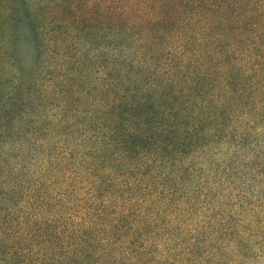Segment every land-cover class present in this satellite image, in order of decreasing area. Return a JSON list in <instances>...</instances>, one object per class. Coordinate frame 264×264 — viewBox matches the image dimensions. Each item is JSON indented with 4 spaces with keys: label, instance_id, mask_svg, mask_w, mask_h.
Returning <instances> with one entry per match:
<instances>
[{
    "label": "trees",
    "instance_id": "obj_1",
    "mask_svg": "<svg viewBox=\"0 0 264 264\" xmlns=\"http://www.w3.org/2000/svg\"><path fill=\"white\" fill-rule=\"evenodd\" d=\"M0 264H264V0H0Z\"/></svg>",
    "mask_w": 264,
    "mask_h": 264
}]
</instances>
